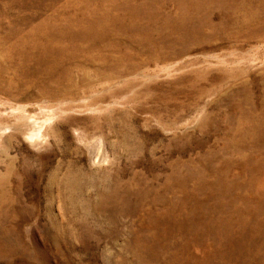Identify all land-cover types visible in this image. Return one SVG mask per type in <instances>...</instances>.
<instances>
[{
    "label": "rangeland",
    "instance_id": "obj_1",
    "mask_svg": "<svg viewBox=\"0 0 264 264\" xmlns=\"http://www.w3.org/2000/svg\"><path fill=\"white\" fill-rule=\"evenodd\" d=\"M200 12L0 0V264H264V0Z\"/></svg>",
    "mask_w": 264,
    "mask_h": 264
},
{
    "label": "bare ground",
    "instance_id": "obj_2",
    "mask_svg": "<svg viewBox=\"0 0 264 264\" xmlns=\"http://www.w3.org/2000/svg\"><path fill=\"white\" fill-rule=\"evenodd\" d=\"M224 0H177V7L179 9L180 15L183 17L182 19H176L175 21L178 23L177 26L174 24V20H172L168 16H164L165 24L171 28L172 31H183L186 34L196 33L197 29L199 28L200 24L202 23V14L201 10L204 7L207 9L208 7L221 5ZM149 4V3H148ZM136 8V7H135ZM139 10V9H138ZM137 10V11H138ZM140 13V12H139ZM158 13V12H157ZM141 15L148 14L147 12L140 13ZM158 15V14H157ZM136 16V15H135ZM157 17V16H155ZM160 17V15H159ZM152 18L151 21H154ZM44 20V19H43ZM201 20V21H200ZM210 22V21H209ZM149 23V22H148ZM171 23V24H170ZM214 25V24H213ZM202 26V25H201ZM152 27V26H151ZM152 29V28H151ZM200 29V28H199ZM203 29V28H202ZM137 30V29H136ZM135 30V32H136ZM140 30V29H139ZM195 30V31H194ZM132 31V30H129ZM146 31V30H145ZM133 32V31H132ZM139 33V32H138ZM57 34V33H56ZM155 34V33H154ZM172 34V33H171ZM134 37V35H131ZM151 36V35H150ZM154 36V35H153ZM191 36V35H190ZM138 37V36H137ZM105 38V37H104ZM141 38V37H140ZM143 38V37H142ZM55 52V51H54ZM53 54V53H52ZM75 54V53H74ZM64 55V54H63ZM44 61V60H43ZM72 63V62H71ZM48 64V63H47ZM37 68V67H36ZM31 73V72H30ZM49 73V72H48ZM54 73V72H53ZM61 78V76H60ZM52 82V81H51ZM59 82V80H58ZM65 89V88H64ZM39 133L36 134L39 137Z\"/></svg>",
    "mask_w": 264,
    "mask_h": 264
}]
</instances>
